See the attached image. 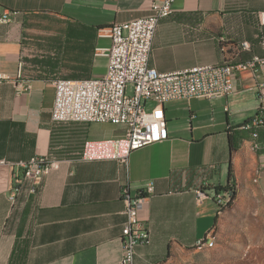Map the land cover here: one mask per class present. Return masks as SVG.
<instances>
[{
  "label": "crops",
  "instance_id": "1",
  "mask_svg": "<svg viewBox=\"0 0 264 264\" xmlns=\"http://www.w3.org/2000/svg\"><path fill=\"white\" fill-rule=\"evenodd\" d=\"M151 1L0 0V17H8L0 21V264L119 262L121 190L136 196L148 182L153 191L138 212L148 238L133 264H192V248L204 247L196 244L217 220L211 192L227 183L229 166L235 191L259 190L264 199V126L243 125L264 93V65L237 71L226 97L165 102L168 138L132 151L124 164L81 159L88 140L122 136L124 125L51 119L52 81L103 75L107 58L96 49L109 39L98 30L146 15ZM262 11L264 0H174L157 24L148 65L167 73L263 57ZM33 156L56 166L31 192L29 180L15 186L13 176Z\"/></svg>",
  "mask_w": 264,
  "mask_h": 264
},
{
  "label": "built area",
  "instance_id": "2",
  "mask_svg": "<svg viewBox=\"0 0 264 264\" xmlns=\"http://www.w3.org/2000/svg\"><path fill=\"white\" fill-rule=\"evenodd\" d=\"M174 0L151 1L144 16L113 22L98 30V36L109 39L106 47H97L96 54L107 58L103 75L94 78H55L54 100L51 119L55 122L76 121L121 124L125 127L122 136L88 140L83 147L81 159H111L126 163L129 154L143 146L164 141L168 138L164 103L173 99L192 97L214 99L226 97L235 90L236 72L245 68L264 65V56L254 55L239 64L224 61L220 64L199 65L178 71L161 73L148 65L151 42L159 21L171 13ZM258 21L264 24V11L257 13ZM7 14L0 21H7ZM242 50H248L247 41L240 43ZM264 50V41H262ZM264 84V83H263ZM151 101L148 109L146 102ZM264 126V93L259 96L256 115L247 124L249 128ZM256 138L257 133L253 132ZM253 150L258 143H251ZM20 173L13 176L14 185L29 180L31 192L40 177L56 163L45 156H33L19 163ZM153 191L148 182L139 195L131 196L125 188L121 197L125 204L126 221L121 229V260L114 264H133L135 248L147 241L145 225L139 220L138 212L143 206L144 193ZM16 188L9 197L14 198ZM230 191L213 189L211 197L219 206L226 201ZM211 231V230H210ZM210 231L207 238L197 246L213 243Z\"/></svg>",
  "mask_w": 264,
  "mask_h": 264
},
{
  "label": "rangeland",
  "instance_id": "3",
  "mask_svg": "<svg viewBox=\"0 0 264 264\" xmlns=\"http://www.w3.org/2000/svg\"><path fill=\"white\" fill-rule=\"evenodd\" d=\"M218 186L214 189L220 190ZM222 189V188H221ZM223 190V189H222ZM218 206L211 246L192 248V264H264V199L242 186Z\"/></svg>",
  "mask_w": 264,
  "mask_h": 264
},
{
  "label": "trees",
  "instance_id": "4",
  "mask_svg": "<svg viewBox=\"0 0 264 264\" xmlns=\"http://www.w3.org/2000/svg\"><path fill=\"white\" fill-rule=\"evenodd\" d=\"M249 122H250V120L246 121L243 125L248 124ZM241 126H239V127H241ZM235 149H236V146H235L234 142L231 139H229V151H230V153H232V151H234ZM221 188L225 191H230L232 193V197H234V194H235V177H234L233 171L231 169V166H229L228 173H227V183ZM221 188L219 187V189H221Z\"/></svg>",
  "mask_w": 264,
  "mask_h": 264
},
{
  "label": "bare ground",
  "instance_id": "5",
  "mask_svg": "<svg viewBox=\"0 0 264 264\" xmlns=\"http://www.w3.org/2000/svg\"><path fill=\"white\" fill-rule=\"evenodd\" d=\"M212 244L206 245V246H211Z\"/></svg>",
  "mask_w": 264,
  "mask_h": 264
}]
</instances>
